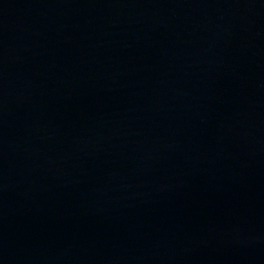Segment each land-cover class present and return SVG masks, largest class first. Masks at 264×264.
Returning <instances> with one entry per match:
<instances>
[{
    "label": "water",
    "instance_id": "1",
    "mask_svg": "<svg viewBox=\"0 0 264 264\" xmlns=\"http://www.w3.org/2000/svg\"><path fill=\"white\" fill-rule=\"evenodd\" d=\"M0 264H264V0H0Z\"/></svg>",
    "mask_w": 264,
    "mask_h": 264
}]
</instances>
